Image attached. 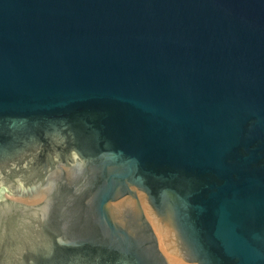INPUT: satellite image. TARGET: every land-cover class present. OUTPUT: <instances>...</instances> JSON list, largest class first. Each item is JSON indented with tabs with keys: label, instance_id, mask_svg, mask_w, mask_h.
Instances as JSON below:
<instances>
[{
	"label": "water",
	"instance_id": "95a60500",
	"mask_svg": "<svg viewBox=\"0 0 264 264\" xmlns=\"http://www.w3.org/2000/svg\"><path fill=\"white\" fill-rule=\"evenodd\" d=\"M0 264H264V0H0Z\"/></svg>",
	"mask_w": 264,
	"mask_h": 264
}]
</instances>
